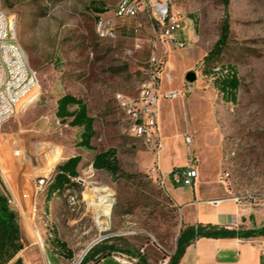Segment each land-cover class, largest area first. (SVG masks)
<instances>
[{"label":"rangeland","instance_id":"rangeland-1","mask_svg":"<svg viewBox=\"0 0 264 264\" xmlns=\"http://www.w3.org/2000/svg\"><path fill=\"white\" fill-rule=\"evenodd\" d=\"M121 2L1 0L16 17L20 44L38 79V100L19 108L1 134L4 146L12 144L0 176L20 206L23 264L82 263L93 248L108 247L117 250L113 256L121 264H138V256L146 264H168L186 227L181 208L155 181L168 160L158 165L130 133L116 100L118 94L137 96L147 80L154 22L145 11L116 21L117 40H101L96 33L95 17L105 13L96 15L94 7L102 5L105 15H113ZM172 8L193 20L195 29L190 48L158 45L155 50L162 62L161 90L182 94L159 104L164 144L177 147L173 166L183 168L194 158L205 196L239 199L264 214V0H230V38L213 65L229 66L237 75L233 102L223 100L207 73L212 64L203 62L221 35L222 0H172ZM190 72L197 75L194 83L186 80ZM67 95L81 99L95 121L92 150L78 146L82 129L56 115L58 101ZM187 137L193 140L190 147ZM110 149L119 161L115 178L92 166L96 154ZM75 156L82 162L69 190L37 193V178L55 176ZM163 177L170 192L175 186L169 174ZM103 188L111 192L109 216L94 204L105 195ZM67 195L76 202L68 203ZM263 227L264 222L257 229Z\"/></svg>","mask_w":264,"mask_h":264},{"label":"built area","instance_id":"built-area-1","mask_svg":"<svg viewBox=\"0 0 264 264\" xmlns=\"http://www.w3.org/2000/svg\"><path fill=\"white\" fill-rule=\"evenodd\" d=\"M147 12L153 24V33L148 43L153 55L149 61L147 80L141 86L137 96L130 97L118 94L116 100L122 110L129 126L130 133L143 141L149 151L158 159L162 147L159 132V101L177 100L181 92H162L160 88L162 62L156 56L158 45L169 46L173 49H188L192 45L189 34L194 28L191 19L175 13L172 8V0H122L113 15H100L95 17L96 33L99 39L114 41L119 38L117 20L136 19L142 12ZM16 17L8 14L2 7L0 0V170L6 168L11 157L12 144L4 146L1 134L4 126L12 119L20 105L30 98L37 85V74L28 63V58L20 44ZM234 76V72L224 65H216L212 69V80H224ZM188 147L192 144V138H186ZM191 157V153H189ZM1 172V178L2 177ZM155 181L158 187L166 191V180L159 172L155 173ZM55 176L50 178H37V193L48 196L49 188L55 181ZM169 177L174 186L192 187L196 183L199 174L194 158L183 168L173 169ZM4 181V180H3ZM4 186L6 182L4 181ZM6 188V186H5ZM9 205L18 212L20 209L16 196L10 190ZM68 203H75L72 195H67ZM240 201L239 199H236ZM35 211V208H34ZM19 213V212H18ZM50 238L53 234L50 233ZM135 262L138 260L135 259ZM81 260L77 263L80 264ZM48 264H51L48 262Z\"/></svg>","mask_w":264,"mask_h":264},{"label":"trees","instance_id":"trees-1","mask_svg":"<svg viewBox=\"0 0 264 264\" xmlns=\"http://www.w3.org/2000/svg\"><path fill=\"white\" fill-rule=\"evenodd\" d=\"M225 8V17L221 26V35L213 49L205 56V65H213L224 53L231 34L229 19L230 0H222ZM93 12L106 13L107 10L100 5L94 7ZM99 16V15H97ZM209 67L207 73L212 74ZM229 67V66H228ZM215 85L220 89L223 100L233 102L235 100L239 82L237 75L229 79L215 80ZM74 108V110H72ZM57 117L62 121H69V125L74 128L82 129L79 147L92 150V141L95 137V121L89 116L87 105L73 96H64L58 101ZM82 162L81 156L69 159L65 164L58 167L54 183L49 188V194L64 193L74 185V180L79 177V165ZM96 171H104L112 177H118L120 172L117 151L110 149L95 155L92 163ZM10 193L5 188L0 176V264H23L19 254L24 250L22 240V228L19 213L9 205ZM264 237V227L253 230H229L212 225H197L185 227L178 238L176 252L170 257L168 264H179L187 247L195 240L200 238H257ZM117 252L114 247L92 249L84 258L81 264H121L115 260L113 253ZM138 264H146L141 256H138Z\"/></svg>","mask_w":264,"mask_h":264},{"label":"crops","instance_id":"crops-1","mask_svg":"<svg viewBox=\"0 0 264 264\" xmlns=\"http://www.w3.org/2000/svg\"><path fill=\"white\" fill-rule=\"evenodd\" d=\"M105 14L108 13L106 12ZM189 36L193 40L195 39V29L191 30ZM167 47L171 48L169 46ZM161 91L167 92L165 90ZM38 98V93L34 91L33 95L24 101L19 108L21 109L27 102L24 108L25 110L37 101ZM164 101L175 100L161 98L159 104ZM160 120L161 107L159 109V132L162 147L159 151L158 165L164 159L168 160L165 167L160 169V175L163 176L170 174L173 169L178 168L173 166L174 160H172V156L176 153L177 147L172 141H167L164 144ZM198 174L199 177L194 186L187 187L190 189L189 191L184 190L185 187L180 188L179 186L170 189V192L166 188L168 196L181 208V214L186 227L212 225L229 230H253L261 227V224L264 222L262 210L248 207L241 201L233 198H208L198 188L197 184L200 179L199 171ZM2 182H4L3 179ZM60 247L65 248V245L62 243ZM68 256H71V252H68ZM179 264H264V237L251 239L200 238L193 241L187 247Z\"/></svg>","mask_w":264,"mask_h":264},{"label":"bare ground","instance_id":"bare-ground-1","mask_svg":"<svg viewBox=\"0 0 264 264\" xmlns=\"http://www.w3.org/2000/svg\"><path fill=\"white\" fill-rule=\"evenodd\" d=\"M38 87V86H37ZM36 87V88H37ZM101 190V189H100ZM99 190V191H100ZM102 192H104L105 193V195L104 196H101V197H99V198H97L96 199V201H95V203L94 204H96V206L98 207V208H101L102 209V211H103V215H105V216H109V213H110V209H111V205L110 204H108V199H109V197L111 196V192L108 190V189H106V188H103V190H102ZM98 194V193H97ZM102 194V193H101ZM109 194V195H108ZM92 197V196H91ZM96 198V197H95ZM110 200V199H109ZM97 208V209H98ZM100 221H102V220H100ZM102 223V222H101ZM103 225H104V227H106V223L104 224V222L102 223ZM102 226V225H101ZM103 228V227H102ZM108 230V229H107ZM105 232V231H104Z\"/></svg>","mask_w":264,"mask_h":264},{"label":"water","instance_id":"water-1","mask_svg":"<svg viewBox=\"0 0 264 264\" xmlns=\"http://www.w3.org/2000/svg\"><path fill=\"white\" fill-rule=\"evenodd\" d=\"M197 79V75L193 72H190L187 74L186 76V80L189 82V83H194Z\"/></svg>","mask_w":264,"mask_h":264}]
</instances>
